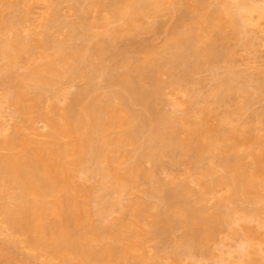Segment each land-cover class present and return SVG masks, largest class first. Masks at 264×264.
<instances>
[{
  "label": "bare ground",
  "instance_id": "bare-ground-1",
  "mask_svg": "<svg viewBox=\"0 0 264 264\" xmlns=\"http://www.w3.org/2000/svg\"><path fill=\"white\" fill-rule=\"evenodd\" d=\"M19 1L26 5V8L23 5L25 14L17 19L5 21L3 27L0 28V58L3 61L0 67V84L5 88L11 86L9 90L8 87L6 88L3 96L13 106L17 119L21 117L19 121L13 123L12 131L6 133L9 129L7 128L9 125L6 119L7 114L0 111V219L5 225L1 227L0 233L5 230L8 235L5 244H0V264H8L12 260L17 264H137L134 263V259L139 260L140 258L141 262L146 254L143 246L147 231L142 226L140 218L146 212L148 213V207L141 206V203L136 204L135 214H131L128 218L119 216L107 225L102 223V220L95 224V221L90 219V208L88 209L91 191L87 182L93 178L95 171L105 177L106 169L99 166L100 163L103 161L117 163L115 153L122 149L123 144L131 143L136 139L139 128L136 123L130 122V115L133 113H129V105L132 102H139L146 111H150L151 93H159L166 88L179 93L181 89L179 87L189 79V70L183 69L181 73H177V70L170 80L161 81L156 75L158 65L167 63L174 67L175 63L181 60L185 68L192 64L196 67L195 63L188 62L187 55L199 56L203 53L202 50H211L213 39L208 33L199 35L198 40L205 38L204 46L199 47L192 35V27L189 31L174 32L173 52L169 56H161L157 63H150L146 57L143 62L132 66L139 73L138 82L135 81V83L132 80L129 71H116L107 78V83L116 89L111 92L106 101L95 95L89 96L91 85L88 84L87 87H82L70 97L72 103L70 110L65 107L66 110H64L61 104L59 105V98V101L51 100L50 108L46 110L43 102L47 98L34 104L32 102L34 96L24 79L31 80L40 93L43 91V86L49 85L52 88L55 79L66 76V74H70V77L75 75L77 66L72 65L70 61L83 60L82 49L60 43L55 48L58 49L57 53H54L56 55L47 54L48 60L32 69L24 78L19 74L18 68L20 64L28 61L31 53L28 42L32 39H28L29 37L23 36L22 33L29 21L28 14L32 13L34 4L41 0ZM193 1L195 0H179V3L191 4L196 10ZM167 2L169 0H138L137 2L113 0L108 4L100 0L98 4L104 10H108L115 20L123 19V26L126 25L127 29H134L140 17L148 16L149 13ZM217 4L218 8L213 10L207 19L219 29L218 36L224 37V31L228 27H232L234 33L239 34L242 30L245 33L249 32L250 28L255 30L253 32L256 35L264 34V0H219ZM46 10L44 11L47 12ZM44 11H41L39 15L42 24L45 18L41 17V13ZM34 12L37 13L35 10ZM65 19L60 21L58 29L64 26L69 27L70 24H67ZM47 21L50 22V19ZM123 26H117L118 29L116 26L108 29L109 35L113 37V34L123 32L125 30ZM8 33H11V36ZM49 39L47 45L52 47V39ZM44 46L49 48V46ZM193 65L189 67L192 68ZM232 73L233 71L229 69L224 76L215 79L217 84L215 86L219 90L212 89V95L219 102L225 97L222 94L224 89H236L245 94V101L248 102L251 91L249 89L248 91L247 85L244 84H235L237 86L229 84V77ZM146 81L151 82L148 89L145 85ZM11 82L14 84H10ZM192 91L193 89L191 91L187 89L188 93H193ZM63 95L62 98L65 99L66 94ZM112 98H117L119 101L114 102ZM182 101L175 99L174 104L176 107H181ZM194 112L201 114L196 113V116L194 115L196 118L192 119ZM194 112L187 113L188 115L183 114L185 112L175 114V110L172 114L175 116L161 113L158 117V124L151 127L150 134L154 142L161 141V151H171L172 149H169L177 145L181 151L180 154L186 151L194 154L193 164L187 172H189L190 181L199 187L196 198L208 200L206 198H216L219 192H226V197L232 200L233 198L234 200H248V202L261 200L264 197V132L261 133L264 129L255 133V128L252 126H235L229 113L214 121L211 105L205 104L200 111L195 110ZM135 115L139 114L135 113ZM197 115L201 117L198 118ZM38 121L42 122L41 126L44 130L40 129L41 126L38 127ZM113 128H121L124 132L108 138L105 132ZM148 146L150 147L145 152L146 155L144 158L143 156L138 158L135 168L132 165L125 167V173H121V170L113 172V181L118 187L126 189L133 187L137 182L135 177L138 174H142L139 175L142 177L149 176L146 171H143L141 162L143 159H148V161L157 159V153L151 150L152 143ZM86 163L87 165L92 163L96 167L87 169L88 167L85 166L84 168ZM134 170H136L135 174H133ZM79 173H82L83 181L81 182L78 181ZM177 183V186L180 185L177 190L179 191L178 196L191 193L188 184L184 185L185 181ZM160 187L161 184L157 183L151 187L150 192L152 195L161 196L162 202L166 203L165 208L161 211L153 209L154 215L152 212L151 215L157 218L161 216L158 219L167 224L183 226L182 242L184 244L179 243L181 246L186 245L185 252L188 256H193V249H198L201 245L203 247V243L213 238L215 231L225 222L229 228L236 224L239 226V230L235 233L241 236V244L238 250H235L237 254L227 260V262L230 261L229 263L223 257L220 261H216V264H256L257 258H254L258 254L264 259V256L261 257L264 253V219L259 218L256 227L250 225V222L260 215H257L255 209H249L248 213L243 215H234L236 208L228 213V210H223V207V212L218 208L217 212L206 214L204 207L198 210L186 204L187 206H180L169 213L166 208H170L174 201L169 200V194H163V189L161 190ZM4 191L7 194H4ZM102 214V211L97 212L98 219L103 217ZM20 244L32 251V255L18 257ZM253 253H256V256ZM168 256L174 260L180 259V255L175 251ZM53 259H57V262L46 263ZM145 260L146 257L142 262Z\"/></svg>",
  "mask_w": 264,
  "mask_h": 264
},
{
  "label": "rangeland",
  "instance_id": "rangeland-1",
  "mask_svg": "<svg viewBox=\"0 0 264 264\" xmlns=\"http://www.w3.org/2000/svg\"><path fill=\"white\" fill-rule=\"evenodd\" d=\"M104 1L109 4L112 3L113 0ZM131 1L137 2L138 0ZM218 1L219 0H195L193 1V4L196 6V10H194L191 4H180L179 0H169V2L165 4L163 3V5H161L162 7L160 6L161 10L159 7L152 13H149L148 16L140 17V19L136 22L137 26H135L134 29H127L126 25L123 26V19L115 20L108 10H104L98 4L100 0H41L40 2L34 4L31 11L32 13H29L30 15L28 14L29 21L27 22L26 28L23 29L22 35L27 38L29 37L28 39H32L28 42L30 43L28 46L31 50L28 61L25 64H20L18 68L19 74L24 76V78L32 69L41 66L46 60H48L47 54L57 53L58 49L55 48L60 43H64L65 45L68 44L73 47H80L82 49L81 54L83 60L74 59L75 61H70L72 65L77 66L74 73L75 75L70 77V74H66V76L55 79L53 83L54 85L52 84V88L49 85L43 86V91L40 93L35 87L36 85L33 84L31 80L27 78L24 79V82H26L27 87H29V90H31L32 95L34 96V100L32 101L34 104L38 103L39 100L47 98L46 101H44L46 103L43 102L44 109L46 110H49L48 108H50L49 106L51 104V100H60L59 105L61 104L60 106L62 108L65 107L70 110L72 106L70 97H72V95L82 87H87L88 84L92 87V89L91 87L89 89V96L95 95L101 100L106 101V99L111 95V92L116 89L107 83V78L111 75V73L116 71H129L132 80L134 82H138L139 73L136 68H133L132 66L136 63L143 62L146 60V57H148L150 63H157L161 56H169L170 53L173 52L172 38L174 32L189 31L192 27V35L195 37L199 47L204 46L205 39L203 37L198 40L199 35H205V33H208L212 37L213 43L211 50H202L203 53L199 56H192L190 54L187 55L188 62H190V64L195 63L196 67L192 64V68L189 67L192 65L185 68L181 60L175 63L174 67H171L166 62L165 65H163L164 63H160L161 67L158 65L159 69L157 68L158 72L156 71V75L159 80H170L173 75L176 74L177 70V73H181L183 69H187L189 70V79L186 81L187 83L185 82L179 87L181 88L179 93L167 88L159 93H151L150 111H146L143 108V105L139 102H132L129 105V113H133L130 115V122L132 124L136 123L139 128L136 139L131 143L127 142V144H123V147H121L122 149H119L120 151L118 150V152L115 153L118 160L117 163H110L108 161L100 163L99 166L106 169L105 177L97 174L95 171L93 173V178H90L88 180L89 182H87L89 183L88 185L91 191V195L89 194L88 209L90 208V219L93 222L95 221V224H98V221L102 220L103 222H101L107 225L113 221L115 217L119 216H125L128 218L131 214H135L136 204L140 205L141 203V206L145 205L148 207V213L146 212L140 218V222L147 231L143 249L144 253H146L149 257V259H147L148 257L145 254L146 260H149L148 262H150V264H216V261H220L223 257L226 258L225 261L227 262V260H230L229 257H234V255L237 254V251L235 252V250H238L241 244V236L236 235L235 233L236 230H239V226L236 224L232 227L230 226L229 228V225L224 222L225 224L223 223L224 225L222 224L215 231L213 238L203 243V247H201V245L200 248L198 247V249H193V256H188L185 252L186 245L181 246V244H184L182 242V235L184 233L183 226L179 224L170 225L160 221L158 218L161 216H158V218L157 216H153V209L155 211L160 209L161 211L165 208L166 204L162 202L163 200L161 196L158 197L156 194L152 195L150 192L151 187H154L157 183L161 184L160 189H163V194H169V200L174 201V203L176 201L175 204H171L170 208H166L169 213H172V211H175L180 208V206L182 207L186 204H188V206L191 205V207L193 206V208L196 207L198 210H201L200 208L204 207L203 210L205 209L206 214L207 212H217L218 208L221 212H223V210H228V213L236 208V213L234 215H243L248 213L249 209L253 208V210L255 209L256 213H258L257 215H260L256 219H253L250 222V225L256 227V225H258L259 218L260 220L264 219V197L261 200H252L253 202H248V200L244 201L243 199V201L241 199L234 200V198L233 200L230 198L228 199L226 197V192H219L216 198H206L208 200L197 199L196 197L199 187L195 185L194 182L190 181L189 172H187V169H189V167L193 164L194 154L191 153V151H186L181 153V155L180 149L177 145L174 146L175 144L172 145V147L174 146L173 148L169 149H172V152L161 151V141L158 142L157 140L154 142L151 138L152 134H150L151 127L153 128L158 124V117L161 113H167L168 115L170 114L171 116H175L172 114H174L176 110L175 114L185 112L183 114L188 115L187 113H192L195 110L200 111V108H202L205 104L208 106L211 105L214 121L215 119L222 118L226 113H229L233 120L232 123L235 126H252L255 128V133L264 129V61H262L264 60V34H257V37L256 33L253 32L255 31L253 28L248 29L249 32L245 30L246 33L242 32L244 31L242 30L239 34L236 32L234 33L233 29H231L232 27H228V29L226 28L224 31V37L218 36L219 29L214 27L207 19V16L210 15L213 10L218 8ZM45 2H47V4H45ZM42 4H44L45 7ZM23 5L24 8H26L25 3L20 2L19 0H3L0 2V28L3 27L5 21L7 22V20L17 19L20 16H23L25 14ZM48 7H50V9H48ZM45 9H47V12L44 11ZM34 10L37 12L36 14ZM41 11H44L41 13V17L45 18L43 20L46 24L44 22L42 24V19L39 18ZM50 13H52L53 16ZM47 14L49 15L47 16ZM48 19H50V22L47 21ZM63 19H65V21H67L66 23H69L70 25L69 27H60L59 29L61 30H59V23L60 21H64ZM115 26L116 28L117 26H123L126 31L117 32L113 34L112 37V35H109L110 33H108V29L110 30ZM136 27L137 29H135ZM56 29L58 31H56ZM35 32L37 33L36 35L34 34ZM8 35L11 36V33H8ZM48 35L49 38L52 39V42H56L52 43L50 41L51 44H53L52 47L47 45V42H49L48 40H50ZM44 45L49 46V48H46ZM40 55L42 57H40ZM131 60L133 62H131ZM254 61H256L255 63L258 65H256ZM2 64L3 61L0 58V67ZM251 67L254 68L252 69ZM229 69L233 71L231 77H229V84L247 85V90L249 89L251 91L249 93L251 102L250 97L248 98V102H246L247 100L245 101V94L242 92L240 93L236 91V89L228 88L222 91V94H224L223 97L225 96L222 101L217 102L215 100V96L212 95L213 93L211 91L215 88L216 89L214 91L219 90L217 89V86H215L217 85L215 83V79L217 77L224 76ZM245 73L248 74L246 75ZM246 80L248 84L246 83ZM258 81L260 82L258 83ZM146 82L145 85L148 89L150 88L149 83L151 82ZM10 84L14 83L11 82ZM9 87L11 88V86H6L8 90ZM6 88L4 85L0 84V111L2 110L3 113L7 114L6 119L9 124L7 125V128L9 129H7L6 133H9L12 131L11 127L13 123L15 121H19L18 119L21 117L17 119L13 106L3 96L6 92L5 90H7ZM187 89H190V91L193 89V93H188ZM62 93L66 94L65 99L62 98L64 96ZM175 99L183 100L181 107H176V104H174ZM112 100H114V102L119 101L117 98H112ZM65 108L64 110H66ZM174 108L176 109L172 110ZM135 113H138L139 115H135ZM194 113H192V119L196 118L195 116L197 112L195 114ZM200 114L201 113L198 115ZM14 117H16V119ZM41 124L42 122H37L38 127H40ZM121 128L110 129L106 131L105 134L108 135V138L120 135L124 132ZM40 129L44 130L42 126ZM263 132L264 131L261 133ZM151 143V150L157 153V159H154L155 161L143 159L141 166L143 171H146L149 176L150 173L151 176L154 175L152 180L151 176L142 177L139 176L142 174H138V176H134L135 179H137V182L133 185V187H127V189L118 187L113 181V172L121 170L122 172H119L125 173V167L127 168L132 165L134 167L136 162L138 163V158L140 159L142 156L144 158V155H146L145 152H147L150 147L148 145H151ZM85 166L88 167L87 169L96 167L92 163H88V165L86 163L84 168ZM135 171L136 170L133 171V174H135ZM79 176L80 178L78 181H83V178H81L82 173H79ZM180 181L181 183L182 181H185L184 185L187 183L189 186L188 188H191V193L193 191L194 194L189 192L186 194L183 193V196H178L177 194L179 191L177 190L180 185L177 186L179 184L177 182ZM195 190L197 191L195 192ZM5 191L8 192L7 190ZM5 191L4 194H7ZM226 198L228 200H226ZM94 202L96 203L94 204ZM98 209L99 211H97ZM101 211L103 212L102 216L104 219L103 217L98 219L96 215L97 212ZM151 212L153 215H151ZM2 226L5 225L0 219V230L2 229ZM4 228L5 227H3V229ZM4 231L5 230L0 233V244H5L4 242L7 240L8 235L6 234L7 232L5 231L4 233ZM179 242L182 243L180 244ZM174 251L180 255L179 260L169 258L168 255L171 256ZM263 254L261 257L264 256ZM28 255H32V251L20 244L18 257L21 258ZM254 255L256 256V253ZM259 256L260 254L254 258H257V261H255L256 264H264V259ZM48 257L47 259H49ZM144 258L142 260H144ZM53 260H49L46 263L57 262V259ZM139 260L134 259V263L149 264L146 260L145 261L147 263L145 261V263L142 262V260L140 262ZM259 260H261V262ZM229 262L230 261L227 263ZM8 264L17 263L12 260L8 262Z\"/></svg>",
  "mask_w": 264,
  "mask_h": 264
}]
</instances>
